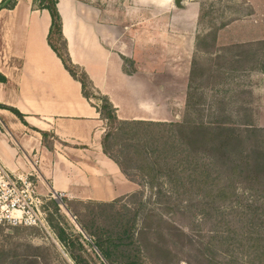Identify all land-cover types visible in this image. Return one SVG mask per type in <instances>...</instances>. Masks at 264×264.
<instances>
[{"label": "crops", "instance_id": "obj_1", "mask_svg": "<svg viewBox=\"0 0 264 264\" xmlns=\"http://www.w3.org/2000/svg\"><path fill=\"white\" fill-rule=\"evenodd\" d=\"M176 1L58 0L72 63L121 121L177 123L187 111L202 4ZM35 5L18 0L0 11V73L8 80L0 83V105L26 122L0 109V159L15 175H31L43 196L108 203L138 192L104 153L101 103L84 97L50 46L49 10ZM260 7L264 20V0ZM257 119L264 127V104Z\"/></svg>", "mask_w": 264, "mask_h": 264}, {"label": "rangeland", "instance_id": "obj_2", "mask_svg": "<svg viewBox=\"0 0 264 264\" xmlns=\"http://www.w3.org/2000/svg\"><path fill=\"white\" fill-rule=\"evenodd\" d=\"M82 1L100 5V0ZM200 1L201 23L197 31L200 42L197 68H194L197 70L192 76L188 98L192 104L190 117L186 111L177 123H182L188 116L205 125L226 121L243 131L264 129L257 119L264 104V41L254 40L264 35V20L259 19L263 14L260 7L263 0ZM251 14L257 17L251 18ZM53 42L61 50L57 35ZM248 134L252 135L247 146L264 152V131ZM198 138L203 141L202 135ZM260 157L261 153H256L253 159L264 163ZM124 164L130 167L132 177L141 181L132 164ZM260 175L261 179L264 178V173ZM242 180L244 185L240 184ZM237 182L244 204L256 203L259 197L264 198V188L254 185L258 182L256 175L238 178ZM138 192H144V196L108 202V205L95 208V212L99 214L100 234L106 237L107 231L118 221L137 213L141 201L145 204L143 212L137 216L136 228L142 264H264V254L256 257L250 254L251 247H264V204L256 206L261 208L259 211L256 207L252 209L249 225L253 235L247 240L246 230L239 226L232 228L216 216L207 219L197 210L198 203L187 206L185 201L173 197L167 186H164L161 196L141 186ZM66 201L65 197L61 201L48 195L46 211L52 230L50 233L0 224V264H36L31 259L37 252L30 247L42 249L38 264H75L58 239L59 228L76 243L78 250L82 245L83 250L79 254L89 264H109L94 246L96 239L86 234L79 224L83 220L92 221L93 215H88L78 203L67 201L79 212L77 218L68 210ZM219 205L214 204L216 207ZM89 209L93 210V207ZM240 212L235 211L232 216L242 218ZM225 213L229 214L230 210ZM225 231H231L229 241ZM207 255L214 260H208ZM230 255L233 258H229Z\"/></svg>", "mask_w": 264, "mask_h": 264}, {"label": "trees", "instance_id": "obj_3", "mask_svg": "<svg viewBox=\"0 0 264 264\" xmlns=\"http://www.w3.org/2000/svg\"><path fill=\"white\" fill-rule=\"evenodd\" d=\"M17 1L3 0L0 3V11L14 9ZM40 1L42 3L39 4ZM57 4L58 0H36L35 6L41 10H49L53 20L49 36L50 46L62 59L71 76L82 84L84 97L88 100L96 99L101 103V118L107 125L102 142L104 153L120 167L130 181L143 188H150L160 196L163 194L164 186H167L170 194L185 201L187 206L198 203L197 210L207 219L216 216L220 222L228 223L232 228L239 226L240 229L246 230L248 233L246 238L249 240L248 238L253 235L250 226L252 219L249 216L254 207L264 204V198L259 197L256 203L244 204L241 201L243 197L240 195L237 179L251 178L256 175L258 182L254 185L264 188V178L261 179L262 175H260L264 173V163L255 162L253 159L256 153H261L262 157L259 159L264 160V152L256 148L250 149L247 146L248 139L252 135L248 133H260L264 129L249 128L243 131L229 125L226 121H214L211 125L196 122L188 118L192 105L189 99L188 116L182 123L119 120L110 100L96 91L88 75L72 63L63 35V23ZM56 35L61 50L53 42ZM7 81V78L0 73V83H7ZM0 109L12 111L26 123L24 116L16 109L1 105ZM198 134L203 136V141L199 140ZM124 162L132 164V169L141 181L132 177L130 167ZM240 184L244 185L245 181L242 180ZM138 195L144 196V192H136L113 202ZM76 203L81 205L88 215H93L92 221L83 220L79 221V224L86 234L96 239L94 246L100 251L105 261L109 264H142L141 249L136 238L137 216L143 212L145 207L142 201L137 213L118 221L112 229L107 231L106 237L100 234L99 214L95 212V208L108 205V203L80 201ZM216 203L220 204L219 207L214 206ZM66 204L68 210L79 218L80 214L74 205L67 201ZM91 206L93 210L89 209ZM256 208L258 211L261 209ZM226 210H230V213L226 214ZM235 211L240 212L242 218L236 219L232 216ZM225 232L227 233L226 240L229 241L231 231ZM57 236L67 248L75 264H89L79 254L83 250L82 245H79L78 250L76 243L71 241L62 228L58 229ZM30 249L37 252L31 260L38 264V260L41 259L39 252L42 249L37 247H30ZM250 252L251 256L256 257L264 254V247L256 245L250 248ZM229 258L233 257L230 255ZM207 259L214 260L208 255Z\"/></svg>", "mask_w": 264, "mask_h": 264}, {"label": "built area", "instance_id": "obj_4", "mask_svg": "<svg viewBox=\"0 0 264 264\" xmlns=\"http://www.w3.org/2000/svg\"><path fill=\"white\" fill-rule=\"evenodd\" d=\"M50 195L61 201L65 197L64 193ZM47 201L48 196L40 194L31 175H15L0 159V224L36 228L50 233Z\"/></svg>", "mask_w": 264, "mask_h": 264}, {"label": "water", "instance_id": "obj_5", "mask_svg": "<svg viewBox=\"0 0 264 264\" xmlns=\"http://www.w3.org/2000/svg\"><path fill=\"white\" fill-rule=\"evenodd\" d=\"M180 1H181V0H177V1H176V2H177V4H178V6H180Z\"/></svg>", "mask_w": 264, "mask_h": 264}]
</instances>
